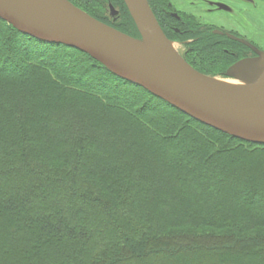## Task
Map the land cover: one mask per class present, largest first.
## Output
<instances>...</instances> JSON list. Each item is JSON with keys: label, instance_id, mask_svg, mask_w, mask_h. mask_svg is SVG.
Segmentation results:
<instances>
[{"label": "trees", "instance_id": "obj_1", "mask_svg": "<svg viewBox=\"0 0 264 264\" xmlns=\"http://www.w3.org/2000/svg\"><path fill=\"white\" fill-rule=\"evenodd\" d=\"M67 1L138 38L123 0ZM147 2L167 40H192L186 62L197 72L226 73L244 57L240 43L170 17L168 0ZM169 22L185 30L181 38ZM248 256L264 264L263 145L0 20V264H247Z\"/></svg>", "mask_w": 264, "mask_h": 264}, {"label": "water", "instance_id": "obj_2", "mask_svg": "<svg viewBox=\"0 0 264 264\" xmlns=\"http://www.w3.org/2000/svg\"><path fill=\"white\" fill-rule=\"evenodd\" d=\"M31 1L37 10L25 0H0V20L42 42L88 55L112 75L208 127L264 146V53L251 44L226 34L255 55L227 70L226 77L242 84L231 88L197 72L171 49L147 0H123L142 42L96 21L67 0Z\"/></svg>", "mask_w": 264, "mask_h": 264}, {"label": "rangeland", "instance_id": "obj_3", "mask_svg": "<svg viewBox=\"0 0 264 264\" xmlns=\"http://www.w3.org/2000/svg\"><path fill=\"white\" fill-rule=\"evenodd\" d=\"M168 4L174 14L184 16V18L190 16L201 26L224 30L227 33H237L240 38L253 43L264 53V0H253L252 4L243 0H168ZM115 15V11L109 8V17L113 18ZM135 28L138 38L125 36L142 42V36L136 26ZM169 42L173 45L174 52L183 59L182 55L185 50L181 47L183 44H175L170 40ZM248 53L247 49L243 50L244 56ZM207 77L224 82H235L234 79L226 77L225 73ZM254 200L256 204L260 203L257 198ZM245 260L247 264L255 262L252 256H248Z\"/></svg>", "mask_w": 264, "mask_h": 264}, {"label": "flooded vegetation", "instance_id": "obj_4", "mask_svg": "<svg viewBox=\"0 0 264 264\" xmlns=\"http://www.w3.org/2000/svg\"><path fill=\"white\" fill-rule=\"evenodd\" d=\"M242 1V0H241ZM253 3V1L251 2V3H249V4H252ZM168 6H170V5H168ZM173 10V9H172ZM171 10V12H169L168 14H169V16L171 17H173L177 22L179 21L180 22V16H178V15H176V14H174L173 13V11ZM170 23V22H169ZM207 29H209L210 30V32L213 34V35H216V36H219V37H227L226 36V34H229V35H233L234 37H236V38H238V39H241V40H243L242 38H240V35H238L237 33H227L226 31H224V30H216V29H214V28H211V27H208V26H205ZM169 29H171V31L174 33V34H176V36H182L184 33H185V30H182L181 29V27H179V26H177L176 27V25H174V24H172V23H170L169 24ZM216 32H219L220 34H217ZM181 38V37H180ZM228 38V37H227ZM170 41H172V42H174L175 44H183V46H181L182 48H185V50H184V53H183V55H182V57H183V60L186 62V60H187V62L189 61V59H188V56H189V54H190V52H191V46H190V44H191V42H192V40H172V39H169ZM243 41H245V42H248V41H246V40H243ZM249 44H251L253 47H255L256 49H258L259 51H262V50H260L256 45H254L253 43H251V42H248ZM243 46V45H242ZM245 47V46H244ZM246 49H247V51L249 52L248 53V55L246 54V56H244V57H242V58H250V57H254L255 55L247 48V47H245ZM244 53H246L245 51H244ZM241 58V59H242ZM186 62V63H187ZM188 64V63H187ZM191 66V65H190ZM192 67V66H191Z\"/></svg>", "mask_w": 264, "mask_h": 264}, {"label": "bare ground", "instance_id": "obj_5", "mask_svg": "<svg viewBox=\"0 0 264 264\" xmlns=\"http://www.w3.org/2000/svg\"><path fill=\"white\" fill-rule=\"evenodd\" d=\"M25 2L33 11L37 10L36 8H38V7H36L31 0H25ZM171 49L174 51L173 45H171ZM214 81L218 82L224 86L231 87V88H237V86L240 87L242 85L241 83L234 82V81L233 82L232 81L224 82V81H219L218 79H215ZM263 98H264V93H263Z\"/></svg>", "mask_w": 264, "mask_h": 264}]
</instances>
